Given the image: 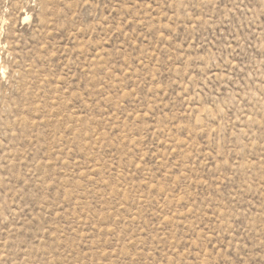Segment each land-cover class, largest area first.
Returning a JSON list of instances; mask_svg holds the SVG:
<instances>
[{
    "label": "rangeland",
    "instance_id": "374dc122",
    "mask_svg": "<svg viewBox=\"0 0 264 264\" xmlns=\"http://www.w3.org/2000/svg\"><path fill=\"white\" fill-rule=\"evenodd\" d=\"M0 264H264V0H0Z\"/></svg>",
    "mask_w": 264,
    "mask_h": 264
}]
</instances>
